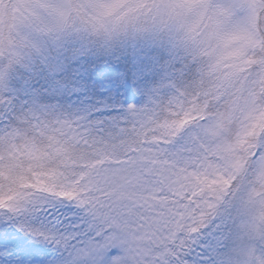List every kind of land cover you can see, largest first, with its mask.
<instances>
[{
    "label": "snow or ice",
    "instance_id": "obj_1",
    "mask_svg": "<svg viewBox=\"0 0 264 264\" xmlns=\"http://www.w3.org/2000/svg\"><path fill=\"white\" fill-rule=\"evenodd\" d=\"M0 264H264V0H0Z\"/></svg>",
    "mask_w": 264,
    "mask_h": 264
}]
</instances>
